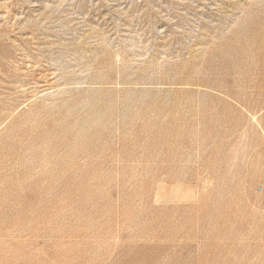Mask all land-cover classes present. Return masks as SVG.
Masks as SVG:
<instances>
[{
	"label": "rangeland",
	"instance_id": "rangeland-1",
	"mask_svg": "<svg viewBox=\"0 0 264 264\" xmlns=\"http://www.w3.org/2000/svg\"><path fill=\"white\" fill-rule=\"evenodd\" d=\"M0 264H264V0H0Z\"/></svg>",
	"mask_w": 264,
	"mask_h": 264
}]
</instances>
